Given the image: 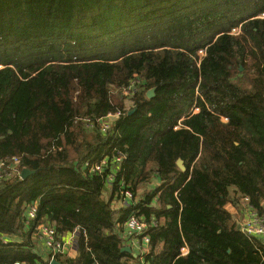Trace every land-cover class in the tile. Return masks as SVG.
I'll list each match as a JSON object with an SVG mask.
<instances>
[{"label": "trees", "instance_id": "16d2710c", "mask_svg": "<svg viewBox=\"0 0 264 264\" xmlns=\"http://www.w3.org/2000/svg\"><path fill=\"white\" fill-rule=\"evenodd\" d=\"M116 112L102 134L96 120ZM119 153L110 185L84 166ZM12 156L34 173L0 183V264H47L42 222L78 230L60 264H264L226 210L246 198L264 215V0H0V158ZM123 191L133 204L117 209ZM132 215L155 223L146 252L121 251Z\"/></svg>", "mask_w": 264, "mask_h": 264}, {"label": "built area", "instance_id": "2783aa9c", "mask_svg": "<svg viewBox=\"0 0 264 264\" xmlns=\"http://www.w3.org/2000/svg\"><path fill=\"white\" fill-rule=\"evenodd\" d=\"M236 32V30H232ZM137 81H132L128 87L121 90V95L125 97L126 101H130L135 93L137 92ZM131 102V101H130ZM124 112H116L114 114H108L103 118L96 120V125L98 126L100 132L104 135L110 132L112 125L119 118L124 116ZM86 123H90L88 119L85 120ZM177 128V127H176ZM175 128V129H176ZM123 159L121 153L109 159L108 157H103L100 161L91 163L89 161L84 163L85 168H87L91 173L102 174L106 173L105 181L110 185L115 178V174L118 170L119 163ZM20 159L16 156L0 158V183L11 181L14 179L21 180V169H20ZM108 187V186H107ZM123 199L132 200V195L129 191L122 192ZM242 205L239 207L240 210L244 209L246 212V217L241 219H234L237 229L248 238H256L263 243L264 250V215H259L257 212L253 211L248 206V200L245 198ZM127 204V202H126ZM244 205V208L242 207ZM24 216L26 222L36 220L37 218V203L33 202L27 206L24 211ZM153 221L150 224L139 220L135 216H130L124 223V233H122V240L125 244L124 247H133V249L144 248L146 249L149 244V239L146 235L149 227L154 226ZM35 240L38 244H43V246L49 251L48 262L55 259L56 256L70 257L73 252L72 247L76 242L77 231L73 233L65 234V236H59L55 228L45 222L39 223L35 226ZM0 241L5 244L7 240L0 235ZM129 244V245H128ZM183 254L186 253V249H182ZM14 264H23L16 262Z\"/></svg>", "mask_w": 264, "mask_h": 264}, {"label": "crops", "instance_id": "0c3cea01", "mask_svg": "<svg viewBox=\"0 0 264 264\" xmlns=\"http://www.w3.org/2000/svg\"><path fill=\"white\" fill-rule=\"evenodd\" d=\"M126 202H127V204H126ZM131 204H133V200H127V199H123V198L120 201L113 203L114 207H116L117 209L120 207H127L128 205H131ZM242 207L244 208V205ZM262 207L264 209V200L262 201ZM232 209L233 208L230 204L226 206V210L230 214H232V211H231ZM245 212L246 211L244 209L240 210V214L242 216L240 218L246 217ZM234 218H236V217L234 216ZM237 218L240 219L239 217H237ZM122 233H124V226L122 227V231L120 232L121 237H122ZM131 249H132V252H135V253H141L142 250H144V248H138L136 250V249H133L132 246H131ZM72 250H73V252L71 254V258H74L77 255L76 249H75V244H73ZM36 252L41 256V259L43 261L48 260L49 251L43 246V244L40 245V244L36 243ZM68 258H70V257H68Z\"/></svg>", "mask_w": 264, "mask_h": 264}, {"label": "water", "instance_id": "95a60500", "mask_svg": "<svg viewBox=\"0 0 264 264\" xmlns=\"http://www.w3.org/2000/svg\"><path fill=\"white\" fill-rule=\"evenodd\" d=\"M153 96H154V89H150V90L146 93V97H147L148 99H151ZM133 112H134V111H131L129 114H131V113H133ZM176 164H177L178 168H179L181 171H184V170H185V168H184V166H183V162H182L181 159L177 160ZM33 173H34V171H31V170L28 169V168H24V169H22V171H21V180L26 179L29 175H31V174H33ZM121 251H124V252H127V253H132V249H131L130 247H123V248L121 249ZM133 256H135V255L133 254ZM49 264H60V263H59L57 260L52 259V260H50Z\"/></svg>", "mask_w": 264, "mask_h": 264}, {"label": "rangeland", "instance_id": "374dc122", "mask_svg": "<svg viewBox=\"0 0 264 264\" xmlns=\"http://www.w3.org/2000/svg\"><path fill=\"white\" fill-rule=\"evenodd\" d=\"M261 17H262V16H261ZM231 33H234V32L231 31ZM202 55H203V54L199 52V56L201 57ZM132 104H133V103L130 102V101H125V107H126L127 111L132 109ZM223 121H225V120H223ZM232 208H233V209L231 210V211H232V214H231V215H232V217H233V220L235 219L234 216L236 217V219H238L237 217H239V218L242 217L241 214H240V208H234V207H232ZM240 219H241V218H240ZM143 251H145V252L148 251V248L142 250V252H143ZM145 252H144V253H145Z\"/></svg>", "mask_w": 264, "mask_h": 264}]
</instances>
